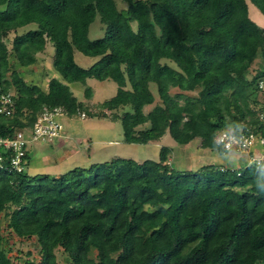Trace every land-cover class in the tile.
Returning <instances> with one entry per match:
<instances>
[{
	"label": "trees",
	"instance_id": "16d2710c",
	"mask_svg": "<svg viewBox=\"0 0 264 264\" xmlns=\"http://www.w3.org/2000/svg\"><path fill=\"white\" fill-rule=\"evenodd\" d=\"M251 1L264 14V0ZM97 16L105 31L91 38ZM34 22L10 48L9 34ZM50 44L62 78L45 89L16 63L35 64ZM76 50L98 58L84 67ZM258 57L263 67L251 74ZM89 77L117 82L115 95L89 109L120 118L127 142L169 132L226 153L218 129L264 137V26L248 0H0V82L15 99L11 114L0 113V134L31 129L45 107L84 110L70 83ZM152 82L161 102L145 111ZM171 153L162 145L158 159L113 158L59 176L0 165V264H59L57 247L68 264H264V170L214 161L180 169ZM3 211L12 235L36 237L39 260L14 261Z\"/></svg>",
	"mask_w": 264,
	"mask_h": 264
},
{
	"label": "rangeland",
	"instance_id": "374dc122",
	"mask_svg": "<svg viewBox=\"0 0 264 264\" xmlns=\"http://www.w3.org/2000/svg\"><path fill=\"white\" fill-rule=\"evenodd\" d=\"M248 3H250V12H254L255 15L258 16L259 13L257 11L259 8L251 0H248ZM250 16L253 17L251 13ZM35 27H37V23L34 22L20 27L16 31H12L9 37L6 38L9 47L11 48L12 40L16 33H22ZM104 31L103 23L100 21L99 16H97L90 25L89 36L91 38H96L102 36ZM52 51L53 47H51L50 44L45 51L38 53L39 58L35 64L28 67H21L17 62L16 67L21 70L23 76L29 82L39 83L43 88L47 89L49 78L53 76L51 75L52 72H56L55 76H60L58 71H55L52 64ZM12 58H14V56H12ZM97 58V56L87 55L76 50L75 59L84 67L92 65ZM165 60L175 65L172 61L163 59V61ZM262 67V59L258 57L251 66V74ZM87 80L86 84L80 81L71 83L72 90L80 99H85L92 103V105L85 103L84 110L88 113L87 116L82 117L78 112L70 118L62 116L61 119L64 124L63 132L68 133V136L56 137L55 140H49L47 142H31L29 144V162L26 167V171L29 174L49 173L50 175L59 176L61 173L75 167V164L80 167H87L94 162H102L119 157L134 158L138 161H143L147 158L158 159L160 147L162 145H169L172 147L169 162L180 169H195L213 161L227 162L230 165H234V167H240L249 161V154L245 152L234 153L227 151L225 153L219 152L218 150L203 148L201 147L199 138H195L186 144L179 143L169 132L165 133L160 139L150 140L147 143L127 142L123 139V125L120 118H111L112 113H110V111H107L108 114L106 117H98L93 115L89 109L91 106L95 107L100 100L115 95L118 88L117 82L111 78L100 80L95 77H89ZM86 86L92 87V91H94L93 96L87 97L85 95ZM151 88L155 93V102L146 105L144 107L145 111L150 110L156 103L161 102L156 83L152 82ZM178 90L177 87L171 88L173 93ZM12 91H14L13 88ZM187 92L195 94L197 91ZM124 109H131V107L128 105L126 107L122 106L115 112L120 114ZM109 124L111 126H109ZM148 125L149 123L141 124L137 129L147 127ZM262 149L263 146L259 144L254 148L255 152H259ZM69 150L72 152L76 151V153L68 158L69 155H65L64 153H67ZM63 159L65 160L63 161ZM70 159H74L75 161L72 162ZM6 212L7 211H3L1 213L3 232L8 236V241L6 243L8 247L11 246L12 248L11 253L14 255V261L17 262L18 259L21 260L26 257L39 260V247L36 237L19 238L12 235L7 226L9 216ZM56 252L59 264L69 263L68 254L62 247H57ZM17 254L19 257H15Z\"/></svg>",
	"mask_w": 264,
	"mask_h": 264
},
{
	"label": "built area",
	"instance_id": "2783aa9c",
	"mask_svg": "<svg viewBox=\"0 0 264 264\" xmlns=\"http://www.w3.org/2000/svg\"><path fill=\"white\" fill-rule=\"evenodd\" d=\"M264 87V79L260 80ZM14 92L5 91L0 82V113L11 114L14 110ZM82 117L87 116L85 110L77 111ZM76 112L66 109L62 105L53 108L45 107L38 116L33 127L29 130L19 129L14 134H0V165L7 164L9 169L24 171L27 165L29 144L33 141H53L63 135L64 124L61 117L70 118ZM264 118V112H261ZM217 141L222 144L225 151L245 152L249 154V163L255 164L264 170V137L257 133H235L230 129H218ZM259 144L263 149L255 152Z\"/></svg>",
	"mask_w": 264,
	"mask_h": 264
},
{
	"label": "crops",
	"instance_id": "0c3cea01",
	"mask_svg": "<svg viewBox=\"0 0 264 264\" xmlns=\"http://www.w3.org/2000/svg\"><path fill=\"white\" fill-rule=\"evenodd\" d=\"M249 8H250V3H249ZM259 14H258V16L257 15H255V13L253 12H250L252 15H253V19L257 22V23H259L260 25H262V26H264V14L260 11V10H258L257 11ZM26 26V25H25ZM52 47V46H51ZM53 52V51H52ZM75 54H76V52H75ZM56 71V70H55ZM51 75H53V76H55L56 75V72L54 73V72H52V74ZM52 76V77H53ZM58 77H60L61 78V75L60 76H58ZM51 78V77H50ZM49 78V79H50ZM88 79V78H87ZM88 81V80H87ZM74 82H76V81H74ZM71 83H73V82H71ZM70 83V86L72 85ZM72 89V88H71ZM74 92V91H73ZM93 93H94V91H93ZM93 93H92V96H93ZM75 94V93H74ZM76 95V94H75ZM77 96V95H76ZM78 97V96H77ZM79 98V97H78ZM79 100H82V101H84L85 103H87V104H89V105H92V103L91 102H89L88 100H85V99H80L79 98ZM103 100H100L98 103H100V102H102ZM97 103V104H98ZM109 126H111L110 124H109ZM69 134L68 133H63V135H62V137H65V136H68ZM76 153V151L75 152H72L71 150H69L67 153H64L65 155H69L68 156V158L69 157H71L72 155H74ZM65 159H63V161H64ZM70 160H72V162H74L75 160L74 159H70ZM83 160V159H82ZM219 162H221V161H219ZM222 163V162H221ZM70 164H72V163H70ZM76 166H78L77 164H75Z\"/></svg>",
	"mask_w": 264,
	"mask_h": 264
}]
</instances>
